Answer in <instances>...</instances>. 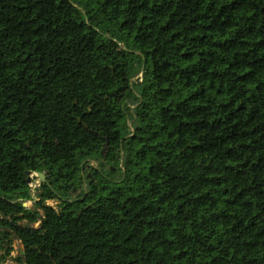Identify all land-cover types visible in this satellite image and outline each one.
Wrapping results in <instances>:
<instances>
[{
    "label": "trees",
    "instance_id": "16d2710c",
    "mask_svg": "<svg viewBox=\"0 0 264 264\" xmlns=\"http://www.w3.org/2000/svg\"><path fill=\"white\" fill-rule=\"evenodd\" d=\"M15 239L18 264H264V0H0V264Z\"/></svg>",
    "mask_w": 264,
    "mask_h": 264
},
{
    "label": "rangeland",
    "instance_id": "374dc122",
    "mask_svg": "<svg viewBox=\"0 0 264 264\" xmlns=\"http://www.w3.org/2000/svg\"><path fill=\"white\" fill-rule=\"evenodd\" d=\"M107 153H108V149L105 150L104 155H106ZM91 165L96 167L98 164L96 162H92ZM31 180L33 182L31 184V187L33 188L38 181L36 182V179L33 178V177H31ZM88 184L90 185L91 181H89ZM76 195H77V193L74 194V197ZM47 204L51 205L53 207H57V203L54 202V201H49ZM25 207L30 209L32 212L41 213V210H39L36 207V202L33 201V200L26 202L25 203ZM36 226H38V224ZM13 247H14V251L12 252L11 257L9 258V260H8V262L6 264H18L19 263V255L21 253V249H23V246H22V244H21V242L19 240L15 239ZM16 258H18L17 261H16Z\"/></svg>",
    "mask_w": 264,
    "mask_h": 264
},
{
    "label": "water",
    "instance_id": "95a60500",
    "mask_svg": "<svg viewBox=\"0 0 264 264\" xmlns=\"http://www.w3.org/2000/svg\"><path fill=\"white\" fill-rule=\"evenodd\" d=\"M108 148V141H106V143L103 145V149H102V153L104 154V152H105V150ZM85 163V162H84ZM28 174V179H27V182H28V184L29 185H31L33 182H32V180H31V173L30 172H28L27 173ZM38 175V182L35 184V186L32 188V190H31V195H32V197L33 198H35V196H34V194H35V191H36V189H37V187L42 183V182H44L45 181V175L43 174V173H38L37 174ZM90 174H88L87 175V177L88 178H90ZM33 201H35V200H33ZM15 226H18V224H14ZM25 254V252H24V250L23 249H21V255L23 256ZM17 259L18 258H16V261H17Z\"/></svg>",
    "mask_w": 264,
    "mask_h": 264
},
{
    "label": "built area",
    "instance_id": "2783aa9c",
    "mask_svg": "<svg viewBox=\"0 0 264 264\" xmlns=\"http://www.w3.org/2000/svg\"><path fill=\"white\" fill-rule=\"evenodd\" d=\"M31 177L35 178L36 179V182L38 181V175H37V173L31 174Z\"/></svg>",
    "mask_w": 264,
    "mask_h": 264
}]
</instances>
